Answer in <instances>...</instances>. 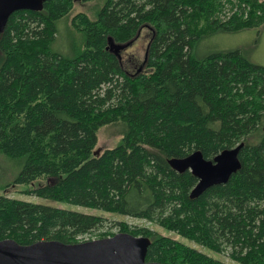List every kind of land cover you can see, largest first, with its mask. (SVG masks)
<instances>
[{
  "label": "trees",
  "instance_id": "1",
  "mask_svg": "<svg viewBox=\"0 0 264 264\" xmlns=\"http://www.w3.org/2000/svg\"><path fill=\"white\" fill-rule=\"evenodd\" d=\"M40 1L0 32V154L21 167L4 191L39 182L29 195L145 220L238 264H264V66L242 49L197 54L217 33L261 34L264 0H106L94 20L72 18L84 36L72 56L54 48L58 23L91 0ZM147 28L144 65L130 73L118 47ZM112 125L121 141L96 154ZM241 144L240 171L194 200L198 179L169 165ZM105 221L0 195V241L78 244ZM118 226L150 239L147 262L228 264L156 230Z\"/></svg>",
  "mask_w": 264,
  "mask_h": 264
},
{
  "label": "rangeland",
  "instance_id": "2",
  "mask_svg": "<svg viewBox=\"0 0 264 264\" xmlns=\"http://www.w3.org/2000/svg\"><path fill=\"white\" fill-rule=\"evenodd\" d=\"M105 2L106 0H91L86 4H83L80 1L75 2L74 9L70 15L58 23L59 32L54 45L55 50L65 55L72 56L75 54V48L81 49L83 47L84 36L81 33L75 31L71 23L72 18L78 13H85L92 20H94ZM151 34L152 33L148 28L143 29L138 38L132 44L118 47L117 53L120 57H122L123 63L130 73L142 70L146 59L147 46L151 40ZM237 49H242L252 63L264 66V27L261 29V34H259V31L255 29L238 33L214 34L201 41L197 50V54L198 57L202 58L217 51H232ZM121 132L122 127L120 125L106 126L101 129L99 132L98 149L102 151L105 149L115 148L122 139ZM20 170L21 167H19L16 162L11 161L0 154V195L6 194V196L17 198L25 202L41 204L49 207L60 208L104 218L106 220L105 227L87 235L84 238L85 240H97L106 233L117 234L120 231L118 223L124 222L132 227H147L156 230L163 235L172 236L183 244L195 247L214 258L220 259L223 262L228 264H238L231 260L227 253H212L202 247H198L195 243L185 238L162 230L155 224H151L145 220L29 195L27 191L33 189L34 186L39 185V182H35L29 186H8L4 191V187L13 183L14 179L19 175ZM49 182L52 183L55 182V180H49Z\"/></svg>",
  "mask_w": 264,
  "mask_h": 264
},
{
  "label": "water",
  "instance_id": "3",
  "mask_svg": "<svg viewBox=\"0 0 264 264\" xmlns=\"http://www.w3.org/2000/svg\"><path fill=\"white\" fill-rule=\"evenodd\" d=\"M41 8L40 0H0V32L4 31L14 13ZM242 147L243 144L226 149L213 160H207L200 151H195L184 158L170 159L169 165L179 174L190 171L198 179L190 195L194 200L215 186L226 185L240 171ZM100 153V149L96 151V154ZM150 245L149 238L127 233L78 244L40 241L21 245L7 239L0 241V264H161L147 262Z\"/></svg>",
  "mask_w": 264,
  "mask_h": 264
}]
</instances>
